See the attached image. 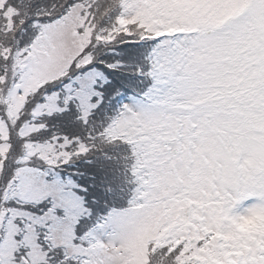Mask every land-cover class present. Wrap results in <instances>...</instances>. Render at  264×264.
Here are the masks:
<instances>
[{"label":"snow or ice","instance_id":"obj_1","mask_svg":"<svg viewBox=\"0 0 264 264\" xmlns=\"http://www.w3.org/2000/svg\"><path fill=\"white\" fill-rule=\"evenodd\" d=\"M0 264H264V0H0Z\"/></svg>","mask_w":264,"mask_h":264},{"label":"trees","instance_id":"obj_2","mask_svg":"<svg viewBox=\"0 0 264 264\" xmlns=\"http://www.w3.org/2000/svg\"><path fill=\"white\" fill-rule=\"evenodd\" d=\"M124 151V149H121ZM94 159V163L88 170L82 171L75 179L84 184L88 189V200L94 208V217L104 214L112 206H120L125 202L128 185L123 177L122 165L116 161ZM83 162H77L82 164ZM73 165V169H76ZM112 191L109 192L108 189ZM99 203H92L93 199Z\"/></svg>","mask_w":264,"mask_h":264}]
</instances>
